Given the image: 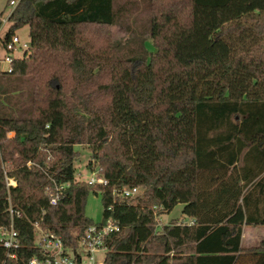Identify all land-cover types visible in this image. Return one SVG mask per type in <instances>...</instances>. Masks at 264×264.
<instances>
[{"label": "trees", "instance_id": "trees-1", "mask_svg": "<svg viewBox=\"0 0 264 264\" xmlns=\"http://www.w3.org/2000/svg\"><path fill=\"white\" fill-rule=\"evenodd\" d=\"M154 7L19 0L9 15L4 43L28 26L30 44L12 71L0 69V225L11 221L9 197L24 216L15 217L20 247L8 256L0 245V264L41 257L36 222L77 248L109 217L121 230L106 239L105 264H264V244L242 245L246 224L264 225V95L198 89L202 64L228 75L248 66L258 77L264 0H190V56L171 60L148 46ZM80 144L91 147L107 185L76 179ZM5 166L17 178L10 193ZM53 180L68 184L57 205L45 194ZM133 186L144 194L114 192ZM91 192L102 196L100 222L86 214ZM178 204L194 223L173 219L158 229V217Z\"/></svg>", "mask_w": 264, "mask_h": 264}, {"label": "rangeland", "instance_id": "rangeland-1", "mask_svg": "<svg viewBox=\"0 0 264 264\" xmlns=\"http://www.w3.org/2000/svg\"><path fill=\"white\" fill-rule=\"evenodd\" d=\"M10 0H0V14H2L3 25L0 28V69L6 67L4 62L6 56L11 54L13 57H22L26 53L28 47H21L14 52H7L4 46L7 31L10 27L8 16L10 9ZM190 0H155L154 16V39H150L148 46L154 49L153 43L158 49V58L161 60L184 59L190 56ZM116 37H120L122 33L117 28H114ZM20 38L21 44L28 42L29 27L24 26L18 29L15 33ZM248 66H240L233 75H228L226 69L215 64H202L199 66L198 89L201 94L212 96L217 91V85H230L232 93L236 96H245L244 91L249 90L252 95H264V66L262 71L254 77V72L248 69ZM252 82L254 85H252ZM251 84V85H250ZM78 156L74 162L76 169V179L85 181L91 172L98 167L94 164L92 157V149L89 145H76ZM92 164L94 167L92 168ZM11 169V168H10ZM144 194V188H142ZM182 204H178L170 213L158 217V229L163 225L170 223L173 219L182 215ZM104 207L102 204V196L100 193L91 192L87 199L86 214L93 218L96 222L103 219ZM106 251L96 253V258L101 260L105 257Z\"/></svg>", "mask_w": 264, "mask_h": 264}, {"label": "built area", "instance_id": "built-area-1", "mask_svg": "<svg viewBox=\"0 0 264 264\" xmlns=\"http://www.w3.org/2000/svg\"><path fill=\"white\" fill-rule=\"evenodd\" d=\"M19 0H11L9 5V15L18 4ZM9 17V16H8ZM3 21V18H2ZM3 25V24H2ZM0 26V28L2 27ZM4 46L7 52H14L18 48L29 47L28 42L21 44L20 38L14 35L10 38ZM13 56L9 54L5 57L4 62L6 67H1L3 71H12ZM9 137L14 135L13 132H9ZM29 166L32 162L28 163ZM5 180L10 193L11 188L17 186V178L14 175V171L8 167H4ZM90 185H107L108 180L101 173V167L98 166L94 169L90 176L85 180ZM68 184L58 183L53 180L45 189V194L49 198L51 205H57L61 196L63 195L64 188ZM115 194L122 197H136L142 194L141 187H125L114 191ZM8 211L11 214V221L7 224L0 225V245L8 251V256H15L14 250L21 245L20 235L15 227V217L21 218L24 216L23 210L14 208L11 204L10 197ZM180 222H186L193 224L194 220H181ZM120 225L115 221L113 217H109L107 222L103 225H92L84 233L81 238L80 245L77 248H67L61 236L57 235L53 231L44 229L38 222L34 223V246L41 252V257L38 255L32 256L27 264H105V257L101 260L96 258V253L108 250L106 245V239L111 233L120 231ZM139 264V263H132Z\"/></svg>", "mask_w": 264, "mask_h": 264}, {"label": "crops", "instance_id": "crops-1", "mask_svg": "<svg viewBox=\"0 0 264 264\" xmlns=\"http://www.w3.org/2000/svg\"><path fill=\"white\" fill-rule=\"evenodd\" d=\"M183 205V204H182ZM184 207V205H183ZM183 210V208H182ZM180 219L189 220L187 217L182 215L176 217ZM264 244V225H248L246 224L243 228L242 245L245 248L260 247ZM242 264H251L248 259H244Z\"/></svg>", "mask_w": 264, "mask_h": 264}]
</instances>
